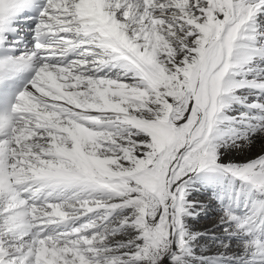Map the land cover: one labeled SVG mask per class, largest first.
<instances>
[{"label":"snow or ice","instance_id":"snow-or-ice-1","mask_svg":"<svg viewBox=\"0 0 264 264\" xmlns=\"http://www.w3.org/2000/svg\"><path fill=\"white\" fill-rule=\"evenodd\" d=\"M257 139L264 0H0V264H264Z\"/></svg>","mask_w":264,"mask_h":264},{"label":"bare ground","instance_id":"bare-ground-1","mask_svg":"<svg viewBox=\"0 0 264 264\" xmlns=\"http://www.w3.org/2000/svg\"><path fill=\"white\" fill-rule=\"evenodd\" d=\"M262 150H264V139H257L253 146L246 147L244 151L234 152L231 155V158L237 161H244L250 158H254L257 154L261 153ZM193 195L196 198H204L205 194L203 192L197 191L194 192ZM212 219H214V217H211L210 215L201 217L200 219L194 222L193 227L196 228L197 230H203L207 225L211 224ZM215 252L216 249L214 247H211L210 245L208 254L214 255Z\"/></svg>","mask_w":264,"mask_h":264}]
</instances>
